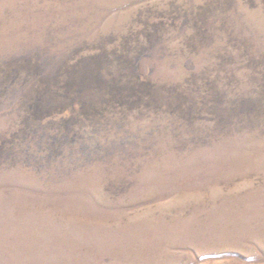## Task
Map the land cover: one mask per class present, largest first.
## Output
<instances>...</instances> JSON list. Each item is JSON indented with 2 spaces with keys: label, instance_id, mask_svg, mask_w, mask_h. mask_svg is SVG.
<instances>
[{
  "label": "rangeland",
  "instance_id": "1",
  "mask_svg": "<svg viewBox=\"0 0 264 264\" xmlns=\"http://www.w3.org/2000/svg\"><path fill=\"white\" fill-rule=\"evenodd\" d=\"M0 264H264V0H0Z\"/></svg>",
  "mask_w": 264,
  "mask_h": 264
}]
</instances>
